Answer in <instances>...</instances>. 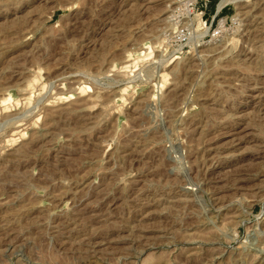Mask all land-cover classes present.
Wrapping results in <instances>:
<instances>
[{
  "label": "rangeland",
  "instance_id": "374dc122",
  "mask_svg": "<svg viewBox=\"0 0 264 264\" xmlns=\"http://www.w3.org/2000/svg\"><path fill=\"white\" fill-rule=\"evenodd\" d=\"M220 2L0 0V264H264V0Z\"/></svg>",
  "mask_w": 264,
  "mask_h": 264
},
{
  "label": "bare ground",
  "instance_id": "6f19581e",
  "mask_svg": "<svg viewBox=\"0 0 264 264\" xmlns=\"http://www.w3.org/2000/svg\"><path fill=\"white\" fill-rule=\"evenodd\" d=\"M231 1H234V0H221V2H220V4L219 5H224V4H226V3H228V2H231ZM246 4H249V3H246ZM151 6V5H150ZM169 6V5H168ZM221 6H219V7H221ZM246 6V5H245ZM147 7V6H146ZM165 7V6H164ZM144 10V9H143ZM246 11V10H245ZM255 13V12H254ZM247 14V13H246ZM252 28V27H251ZM206 30H207V28H206ZM146 47V46H145ZM147 48V47H146ZM144 49H141L140 51L141 52H143V53H146V51H143ZM131 53V52H130ZM133 53V52H132ZM172 57V56H171ZM178 56H175V58H177ZM174 58V59H175ZM173 59V58H172ZM173 59V60H174ZM237 64V63H236ZM163 70V69H162ZM168 73V72H167ZM139 75V74H138ZM163 75L165 76L166 74H165V72H163ZM37 76V75H36ZM140 76V75H139ZM163 78V77H162ZM33 80V79H32ZM34 81H35V79H34ZM158 81V80H157ZM38 84V83H37ZM159 84V83H158ZM157 85V84H156ZM63 98H65V97H63ZM8 119V118H7ZM246 138V137H245Z\"/></svg>",
  "mask_w": 264,
  "mask_h": 264
},
{
  "label": "trees",
  "instance_id": "16d2710c",
  "mask_svg": "<svg viewBox=\"0 0 264 264\" xmlns=\"http://www.w3.org/2000/svg\"><path fill=\"white\" fill-rule=\"evenodd\" d=\"M210 2H214V0H210Z\"/></svg>",
  "mask_w": 264,
  "mask_h": 264
}]
</instances>
